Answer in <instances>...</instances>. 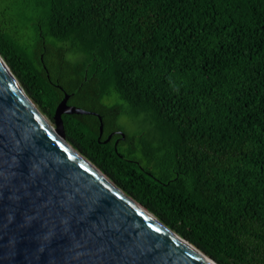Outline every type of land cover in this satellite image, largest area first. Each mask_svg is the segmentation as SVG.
<instances>
[{
    "label": "trees",
    "instance_id": "trees-1",
    "mask_svg": "<svg viewBox=\"0 0 264 264\" xmlns=\"http://www.w3.org/2000/svg\"><path fill=\"white\" fill-rule=\"evenodd\" d=\"M0 55L50 120L101 115L66 141L158 220L264 264V0H0Z\"/></svg>",
    "mask_w": 264,
    "mask_h": 264
},
{
    "label": "water",
    "instance_id": "water-1",
    "mask_svg": "<svg viewBox=\"0 0 264 264\" xmlns=\"http://www.w3.org/2000/svg\"><path fill=\"white\" fill-rule=\"evenodd\" d=\"M69 97L60 137L0 55V264H219L66 145L63 113L104 131Z\"/></svg>",
    "mask_w": 264,
    "mask_h": 264
},
{
    "label": "rangeland",
    "instance_id": "rangeland-1",
    "mask_svg": "<svg viewBox=\"0 0 264 264\" xmlns=\"http://www.w3.org/2000/svg\"><path fill=\"white\" fill-rule=\"evenodd\" d=\"M67 57L70 61L74 62V61L78 60L79 55L69 54V55H67ZM44 116L48 119V121L51 123V125L56 127L54 120H50L46 115H44ZM119 128H120V130L124 131L127 135L132 136V135L138 134L140 131L144 130L145 125L142 121L138 120L137 118L132 119V118H128V117L123 116L119 120ZM64 138H65V135H64Z\"/></svg>",
    "mask_w": 264,
    "mask_h": 264
},
{
    "label": "bare ground",
    "instance_id": "bare-ground-1",
    "mask_svg": "<svg viewBox=\"0 0 264 264\" xmlns=\"http://www.w3.org/2000/svg\"><path fill=\"white\" fill-rule=\"evenodd\" d=\"M44 119H47L45 116H44ZM48 121V119H47ZM52 130L54 131V133L58 136L61 137L60 133L57 131V129L53 126V125H50ZM66 142V145L72 150L74 151L76 154H78L82 159H84L86 162L92 164L88 159H86V157H84L80 152H78L76 149H74L67 141ZM92 166H94V168L98 169L95 165L92 164ZM98 171L101 173V175L104 177V178H108L107 176H105L99 169ZM109 179V178H108Z\"/></svg>",
    "mask_w": 264,
    "mask_h": 264
}]
</instances>
